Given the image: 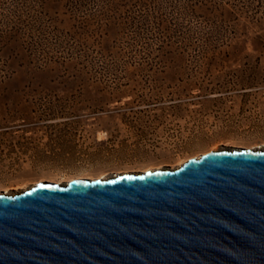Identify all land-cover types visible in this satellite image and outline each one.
I'll return each instance as SVG.
<instances>
[{"label":"rangeland","instance_id":"374dc122","mask_svg":"<svg viewBox=\"0 0 264 264\" xmlns=\"http://www.w3.org/2000/svg\"><path fill=\"white\" fill-rule=\"evenodd\" d=\"M51 16L59 32L39 35L32 61L11 57L9 77L0 71V191L175 168L212 149H264V14L206 27L214 38L234 34L217 59L133 65L130 83L113 92L67 59V3Z\"/></svg>","mask_w":264,"mask_h":264},{"label":"water","instance_id":"95a60500","mask_svg":"<svg viewBox=\"0 0 264 264\" xmlns=\"http://www.w3.org/2000/svg\"><path fill=\"white\" fill-rule=\"evenodd\" d=\"M0 264H264V149L0 194Z\"/></svg>","mask_w":264,"mask_h":264},{"label":"trees","instance_id":"16d2710c","mask_svg":"<svg viewBox=\"0 0 264 264\" xmlns=\"http://www.w3.org/2000/svg\"><path fill=\"white\" fill-rule=\"evenodd\" d=\"M66 3L67 59L78 64L77 76L96 78L109 91H121L130 83L133 65L147 71L185 59H217L234 34L214 38L206 27L232 24L242 12L264 14V0H0V56L8 58L0 71L5 77L11 57L32 61L42 46L39 35L57 33L51 12ZM198 11L206 13L198 15L199 23L190 22L187 17ZM49 61L46 56L40 65Z\"/></svg>","mask_w":264,"mask_h":264},{"label":"bare ground","instance_id":"6f19581e","mask_svg":"<svg viewBox=\"0 0 264 264\" xmlns=\"http://www.w3.org/2000/svg\"><path fill=\"white\" fill-rule=\"evenodd\" d=\"M180 162H184V159H181L180 160ZM180 166V165H179ZM178 167V166H177ZM176 168V167H175ZM141 172H143V171H141ZM129 173H133V172H129ZM119 174H123V173H119ZM119 174H116V175H119ZM100 178H108L107 176H105L104 175V173L103 172H101L99 175H98ZM69 183V182H68ZM60 184H62V183H60ZM65 184H67V183H65ZM63 185V184H62ZM0 194H10L9 192H7V191H0Z\"/></svg>","mask_w":264,"mask_h":264}]
</instances>
